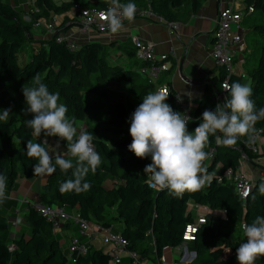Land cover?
Instances as JSON below:
<instances>
[{
	"label": "trees",
	"instance_id": "1",
	"mask_svg": "<svg viewBox=\"0 0 264 264\" xmlns=\"http://www.w3.org/2000/svg\"><path fill=\"white\" fill-rule=\"evenodd\" d=\"M203 1L120 0V3L132 2L136 8L149 9L164 21L185 24ZM109 3L110 0H18L17 3L0 0V110L11 108L9 118L0 121V174L6 177V186L11 188L17 179L30 183V179L40 176L32 173L37 161L27 157L26 143L28 140L39 143L42 138L49 137L42 134L37 138L25 126L24 122L31 116L23 112L26 104L22 94V87L34 86L37 76L51 92L59 93V102L66 105V116L75 121L76 127L84 121L81 130L93 134V145L101 156L100 166L86 176L90 190L79 194L60 192V184L72 177L71 170L64 174L57 166L40 186L37 201L25 204V230H15L18 224L15 228L12 226L0 204V264H130L127 256L113 260L109 250L95 246L93 240L86 253L73 252L69 256L68 246L67 249L63 247L51 222L36 209L35 203L64 206L68 213L76 209L82 217L107 228L119 225L116 233L126 240V250L135 251L143 259L155 263L163 257L164 249L182 242L186 224L196 220L190 207L199 205L203 208L201 213L205 222L200 224L194 240L189 242L195 252L189 264H237L236 248L246 241L242 225L251 224L257 216H264V195L258 191L259 185L264 183V168H260L261 173L255 176L246 197L225 181L223 175L228 168H238L244 157L251 161L259 153L248 147L246 137H241L234 147H223L216 144L215 136H210L205 151L213 155L203 162L212 176L210 185L196 192L186 191L181 197L170 195L167 189L150 188L147 174L143 172L148 157L139 159L128 151L131 136L126 124L142 103V97L150 91L155 92L159 83L167 84L166 103L178 111L174 100L176 92L168 79L174 66L164 73V79L154 83L134 69L138 63L143 64L136 57L134 46L127 47L122 43L120 48L128 65L117 66L106 59L113 43L91 40L72 51L65 42L56 40L59 34L78 26L76 13L72 11L74 5L104 8ZM242 4L244 8L252 7V11L243 16L241 25L242 28L246 26L243 28L245 35L254 34L259 39V55L253 61L254 50L246 42L242 70L234 69L228 84H250L251 99L259 109L264 108V0H243ZM31 9L37 11L31 12ZM52 17L60 19L56 26L58 33L37 39L32 24L36 20L49 21ZM233 61L240 62L238 57ZM210 73L195 108L196 116L201 117L205 109L214 110L218 94L223 93L225 99L228 98L222 87L227 77L225 69L214 65ZM123 83L129 85L130 93L125 91ZM98 104L106 107L102 121L114 135L111 140L97 137V131L85 123L88 112L95 110ZM195 125H187L188 130L193 131ZM255 127L264 129V120L258 121ZM260 135H264V131ZM52 138L58 142L57 137ZM59 144V149L65 153L67 142L60 140ZM52 146L45 145L53 156L56 147ZM66 222L75 225L72 221ZM74 236L86 240L78 229ZM255 264H264V257L257 258Z\"/></svg>",
	"mask_w": 264,
	"mask_h": 264
},
{
	"label": "clouds",
	"instance_id": "2",
	"mask_svg": "<svg viewBox=\"0 0 264 264\" xmlns=\"http://www.w3.org/2000/svg\"><path fill=\"white\" fill-rule=\"evenodd\" d=\"M101 15L108 30L116 34L125 26L124 21L134 22L136 5L110 0V7ZM224 89L228 98L217 103L214 110L205 109L200 123L191 132L187 125L192 118L166 103L168 91L158 89L142 97V103L130 116L131 143L127 149L139 159L151 158V163L143 169L151 187L158 191L167 189L170 195L181 197L186 191L196 192L210 185L212 176L203 163L213 155L205 151L210 136H215L217 145L223 147H234L241 137H246L249 145L261 139L264 129L258 130L255 125L264 120V108L257 109L251 99L250 84L235 82L225 84ZM22 94L26 104L23 112L31 116L24 123L32 130V135L57 137V149L60 140L67 142L66 153L57 151L53 162V156L45 147L47 139L39 143L28 140L26 155L37 161L32 173L51 175L58 166L64 174L71 170L72 177L60 184L61 193L79 194L90 190L86 176L101 164V156L93 145V134L84 130L78 134L75 121L66 116V105L59 102V93L51 92L39 76L35 77L34 86L22 87ZM187 94L192 97V93ZM10 113L11 108L0 110V121H6ZM5 189L6 177L0 174V201L6 198ZM258 191L264 195V183L259 185ZM248 194L246 192L245 196ZM242 231L246 241L236 248L237 264H255L257 258L264 257V216H257L251 224H243Z\"/></svg>",
	"mask_w": 264,
	"mask_h": 264
},
{
	"label": "built area",
	"instance_id": "3",
	"mask_svg": "<svg viewBox=\"0 0 264 264\" xmlns=\"http://www.w3.org/2000/svg\"><path fill=\"white\" fill-rule=\"evenodd\" d=\"M27 1L29 2V0ZM109 7L110 3L104 8H80L78 5H74L72 11L76 13L75 19L78 21L76 35L85 37L88 39L87 41H91L96 40L92 37L97 33H111L101 15V13L105 12ZM30 11L35 12L37 10L34 11L31 9ZM251 11L252 7L242 8L239 0H227L219 9L217 17L214 20L215 26L212 31L213 40L209 55L215 66L223 67L226 71L227 77L222 83L223 88L225 84H228L229 75L235 69V63L233 61L234 57H237L240 53H243L247 49V45L243 37L241 21L243 16ZM135 16L148 17L159 23H163L172 35L177 33L176 31L181 25L175 21H164L161 17L155 15L149 9L136 8ZM59 20L60 19L57 17H52L49 21L36 20L32 25L34 28L44 29L48 36L55 35L58 33L56 26L59 23ZM126 22L127 21H124V24ZM56 40L65 42L68 49L72 51L79 49L82 45L80 41H75L73 39L72 34L67 36V33L59 34ZM132 41L136 57L143 62V64L137 69L138 74L146 80L156 83L169 68L168 60L172 55H174L173 46H170L169 50L166 52H157L154 45L148 41H142L138 37H133ZM158 89L169 92L168 86L165 83H159L157 85V90ZM177 98H181V100L178 101ZM223 99H225L224 94H218L217 103H222ZM174 100L177 110L179 112L186 113L192 118L188 125L195 123V127H197L200 123V116H196L195 111L192 112L191 98L189 95H179L176 93L174 95ZM248 147L253 152H258L260 150L259 146L255 144H248ZM211 151H213V149ZM244 159L246 158L244 157ZM240 166L236 169L228 168L225 171L223 178L225 181L233 184L235 190L242 197H246L245 193H249L254 179H252L249 174L244 172ZM223 178H220V181H222ZM147 184L150 188L155 189L149 185L148 180ZM35 207L43 216L47 218V220L51 222L54 232L61 227L62 223L72 221L77 226L80 236L85 237L86 240L84 241H81L78 236H72L70 238L68 244L69 256H71L73 252L86 253L87 248L90 245V241L94 240L97 236H100L103 242L111 244L109 252L113 257V260L119 261L122 257L127 256L130 258V264H189L195 257V252L187 250L188 247L186 245H188L190 241L194 240V236L200 224L205 222L204 215L199 212L202 207L199 205L191 206L190 210H193L195 213L194 217L196 220L186 224L185 230L182 233V242L178 246L171 248L174 254L172 261H165V259L161 257L160 261L155 263L147 259H143L135 251L126 250L125 246L127 242L119 233L111 232L110 228L104 227L100 223L91 222L90 220L82 217L76 209L72 210L71 213H68L64 206L35 203ZM16 224V222H13L14 226H16ZM9 248L12 249L13 245L10 244Z\"/></svg>",
	"mask_w": 264,
	"mask_h": 264
},
{
	"label": "crops",
	"instance_id": "4",
	"mask_svg": "<svg viewBox=\"0 0 264 264\" xmlns=\"http://www.w3.org/2000/svg\"><path fill=\"white\" fill-rule=\"evenodd\" d=\"M226 1L227 0H204L202 6L191 15L188 22L181 24L179 29L176 31L177 33L173 35L169 33L168 29L163 23H159L148 17L135 16L134 22L130 23L127 21L124 24L125 26L118 33L105 34L103 43L112 44L116 41H121V43H125L132 47L133 37H138L142 41H148L152 43L157 52H166L169 50L170 46H173L174 55L169 58L168 66L170 67L173 65L174 68L177 69V72L172 76L169 74L168 79L171 81L177 94L185 95L188 92L192 93V97H189L191 98L192 112H194L202 95L204 84L206 83L204 81L207 78L209 79V76H211L210 70L214 66V63L209 55L213 40L212 31L215 26L214 20L217 17L219 9ZM239 1L242 3L243 0ZM74 29L75 30H71L74 32L75 37L79 39L81 43L87 42L85 37L77 36V29ZM124 37L126 40L122 41ZM118 49L120 51L111 49L114 51V54L120 56L117 58L116 55H113L112 61L116 63L120 60L124 65H126V60L128 62V59L122 49L120 47ZM237 57L239 58V61L242 62L243 54L240 53V55ZM139 66L140 64L138 63L136 66H134V69L136 68L137 71ZM180 66L182 68L181 71L179 70ZM164 77L165 74L161 76L160 80L164 79ZM83 122H79L81 127L84 124ZM260 136L261 139H259L256 144L260 148L258 152L263 153L264 135ZM55 155L56 153L53 154V156ZM244 160L250 165L248 168L245 164H241L240 168L244 172L251 176L256 172L258 174L261 173L259 165L256 166L251 161L247 159ZM255 167L256 172L254 173ZM47 177L48 175H40L36 178L30 179V183H25V181L22 179H17L11 188L6 186V198L0 201V204L2 207H4L6 212H8L7 220L10 221L12 226H14L13 222L18 224L15 230L20 232L26 229V224L23 219L26 211L25 204L33 200L37 201V193L40 189V186L45 183ZM202 210L203 208H200V211ZM76 229L77 226L73 224L70 225L67 222L62 223L61 227L57 229V237L59 238L60 236L63 238L61 240L63 242L62 245L64 248L67 249L69 240L75 235ZM162 253L163 258L166 261H170L173 251H169L168 248H166Z\"/></svg>",
	"mask_w": 264,
	"mask_h": 264
},
{
	"label": "rangeland",
	"instance_id": "5",
	"mask_svg": "<svg viewBox=\"0 0 264 264\" xmlns=\"http://www.w3.org/2000/svg\"><path fill=\"white\" fill-rule=\"evenodd\" d=\"M14 3L16 2H18V0H12ZM245 5L244 4H242V6L241 7H244ZM25 18H26V16H25ZM243 28H246V26H243ZM73 30H75V29H73ZM32 31H36V32H34V35L35 36H37L38 38L37 39H40L41 37H46L47 36V34H46V32L45 31H43V30H41V28H33L32 29ZM245 32H246V30H244L243 31V37H244V39H246V42L247 43H249V48H253V50H254V52H253V54H252V60L253 61H256L257 60V58H258V55H259V39L254 35V34H252V36H249V35H245ZM67 33V36H70L71 34H72V36H73V39L75 40V41H80L79 39H77L76 37H75V35H74V32L71 30H69L68 32H66ZM105 34L106 33H97V34H95L92 38L93 39H100V41L101 42H103L104 41V38H105ZM247 34V33H246ZM40 37V38H39ZM98 39V40H99ZM41 40V39H40ZM88 40V39H87ZM122 40V39H121ZM126 40V38L124 37V39L122 40V41H125ZM84 43V42H83ZM120 46H123V44L121 43V41H119V42H114L112 45H111V47H110V49H115V50H119L118 48L120 47ZM127 47H130L129 45H127ZM120 51V50H119ZM109 57L108 58H106L107 59V61L109 62V64H114V65H117V66H124V64H123V62L122 61H120L119 60V62H116V63H114V61H112V57H113V55H116V57L117 58H119L120 56H118L117 54H114V51L113 50H110L109 51ZM22 58V57H21ZM135 58V57H134ZM122 60V59H121ZM126 65H128V62H127V60H126ZM235 69H236V71L238 70V71H241L242 70V64H241V62H239V64L238 63H235ZM177 72V69L176 68H173V70H171V72L169 73L171 76L174 74V73H176ZM123 87H124V89H125V91H127V92H129L130 93V89H129V85L128 84H126V83H123ZM131 95V94H130ZM85 100H86V98H85ZM90 103H91V100H89V103H88V107L90 106ZM93 109H91V111H89L88 112V116H87V118H86V120H85V123H87L90 127H92V128H94L96 131H97V137H99V138H101V137H104L105 139H108V140H111V138L114 136L113 135V133H112V131H110V129H108L106 126H104V124H103V121H102V118H103V116L105 115V113H106V107L104 106H102L101 104H98V106H96V108H95V110H93ZM126 126H127V128L129 129V127H130V122H128L127 124H126ZM77 130H78V134H79V131L81 130V124L79 123L78 125H77ZM45 139H47V138H42V141H44ZM53 141H55L54 140V138H52V137H49L48 139H47V146H50V145H52V142ZM56 144H57V142L55 141L54 143H53V146H52V148H55L56 147ZM255 145H257V144H255ZM49 148V147H48ZM51 148V147H50ZM57 151H59V152H61V149H57L56 148V150H55V153H57ZM66 153V152H65ZM257 153H259V152H257ZM61 154H64V152H61ZM247 159V158H246ZM248 160V159H247ZM251 162L252 163H254L256 166H260V168H264V155L262 154V153H259V155L257 156V157H254L253 159H251ZM151 163V158L150 157H148V159H147V161H146V164H145V166L146 165H148V164H150ZM241 164H245L248 168H249V164L245 161V160H243L242 159V161H241ZM254 173L256 172V167L254 168ZM258 170V169H257ZM258 173L256 172L254 175H249L252 179L253 178H255L254 176H256ZM35 201V200H34ZM72 212V211H71ZM199 212H201V211H199ZM195 214V213H194ZM5 215L7 216L8 215V212H6L5 213ZM22 218V217H21ZM22 223V222H21ZM118 228H119V225H116V226H114V227H112V228H110V231L111 232H114V233H116L117 231H118ZM59 239H63V238H61L60 236H59ZM103 241H102V238L100 237V236H97L94 240H93V244L95 245V246H101V247H104L106 250H109L110 248H111V244H103L102 243ZM188 248H187V250H189V251H194L193 250V248H192V243H189L188 245H186ZM168 250L169 251H172V249L171 248H168ZM189 253V252H188ZM68 254H69V252H68ZM173 256H174V254H172L171 255V259H170V261H172V259H173ZM166 261V260H165Z\"/></svg>",
	"mask_w": 264,
	"mask_h": 264
},
{
	"label": "water",
	"instance_id": "6",
	"mask_svg": "<svg viewBox=\"0 0 264 264\" xmlns=\"http://www.w3.org/2000/svg\"><path fill=\"white\" fill-rule=\"evenodd\" d=\"M179 70H180V71L182 70L181 66L179 67ZM208 81H209V79L207 78V79H205L204 82H208Z\"/></svg>",
	"mask_w": 264,
	"mask_h": 264
}]
</instances>
